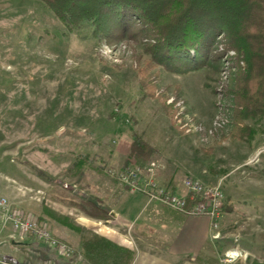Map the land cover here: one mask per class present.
<instances>
[{"label":"rangeland","instance_id":"obj_1","mask_svg":"<svg viewBox=\"0 0 264 264\" xmlns=\"http://www.w3.org/2000/svg\"><path fill=\"white\" fill-rule=\"evenodd\" d=\"M93 30L88 22L66 29L41 0H0V190L9 191L2 198L74 249L104 231L103 215H95L97 197H104L99 188L120 184L117 175L126 168L155 163L157 178L169 185L221 179L225 192L223 177L264 147L257 138L264 119L245 122L256 133L251 141L228 139L229 91L243 61L223 34L209 68L173 74L153 62L144 35L108 42ZM105 46L112 55L102 53ZM178 103L206 126L221 108L230 124L200 145L178 125ZM135 138L153 150L148 160L129 159ZM256 167L245 178L264 182V157L244 168ZM70 204L75 215H61L72 211ZM58 221L70 230L65 239L53 234ZM117 228L130 238L131 231ZM219 232L216 264L229 251L239 255L231 264L264 263V215H223Z\"/></svg>","mask_w":264,"mask_h":264},{"label":"trees","instance_id":"obj_2","mask_svg":"<svg viewBox=\"0 0 264 264\" xmlns=\"http://www.w3.org/2000/svg\"><path fill=\"white\" fill-rule=\"evenodd\" d=\"M41 1L68 30L88 22L93 34L108 42L144 35L152 42L153 62L173 74L209 68L216 58V38L223 34L227 47L243 61L229 91L233 113L228 139H253V129L245 122L264 119V0ZM152 151L135 138L128 157L140 163ZM95 215H103L105 221L111 218L101 208ZM79 248L88 264H131L133 260V252L96 235L80 240Z\"/></svg>","mask_w":264,"mask_h":264},{"label":"crops","instance_id":"obj_3","mask_svg":"<svg viewBox=\"0 0 264 264\" xmlns=\"http://www.w3.org/2000/svg\"><path fill=\"white\" fill-rule=\"evenodd\" d=\"M257 138L261 142L264 141V130L258 131ZM246 163L235 165L223 177L228 178L225 184L226 206L223 215H264V199H261L264 197V182L261 176L245 178L248 174L259 172L261 169L256 167L254 168L256 171H251L244 168L247 166ZM160 183L176 194L185 192L181 181L177 185ZM99 191L104 196L103 199L96 196L99 206L108 212L111 218L109 221H103L107 224L104 231L94 235L133 252L131 264H216L213 261L216 257L214 252L216 241L210 238L209 221L206 218L187 217L160 204L149 202L141 194L129 193L120 184L104 185L99 188ZM39 192L42 193L41 190ZM8 195L7 189L0 190V198L8 197ZM258 195L260 200L256 197ZM10 204L12 205L11 202ZM71 207L72 211L67 210L61 215H75V210L72 205ZM118 226L131 231L130 238L126 236L128 234H121ZM56 227L58 228L53 227L52 231L58 238L65 239L69 235L70 230L59 221ZM129 239L135 244V249L131 248ZM34 241L37 240L31 237H19L10 224L3 222L0 212V258L3 262L8 264L69 263L59 258L46 244L41 242L42 246H38ZM75 249L76 255L73 262L88 264L82 256L79 244Z\"/></svg>","mask_w":264,"mask_h":264},{"label":"built area","instance_id":"obj_4","mask_svg":"<svg viewBox=\"0 0 264 264\" xmlns=\"http://www.w3.org/2000/svg\"><path fill=\"white\" fill-rule=\"evenodd\" d=\"M113 52L110 47L102 48V53L106 56L112 55ZM177 106H179L178 125L184 134L194 137L200 145H207L216 132L224 130L230 124L229 118L221 108L206 126L185 115L181 103ZM262 157H264V147L258 148L246 164H257ZM117 177L120 185L129 193L141 194L149 202L160 204L187 217L206 218L209 221L211 240L220 239L219 224L226 206V196L220 183L208 185L196 178H185L181 181L184 194H176L158 181L155 163L128 167ZM0 212L3 222L10 224L19 237H31L40 241L52 248L59 258L68 261V264H75L73 262L75 249L56 239L45 225L32 219L31 215L24 216L12 209V205L4 198L0 199ZM237 256L238 254H233L231 251L226 252L224 260L220 262L231 264L232 257ZM0 264L8 263L0 258Z\"/></svg>","mask_w":264,"mask_h":264},{"label":"bare ground","instance_id":"obj_5","mask_svg":"<svg viewBox=\"0 0 264 264\" xmlns=\"http://www.w3.org/2000/svg\"><path fill=\"white\" fill-rule=\"evenodd\" d=\"M233 254H238L237 252H232ZM239 258V255L237 257H232V261L231 262H234L236 261L237 259Z\"/></svg>","mask_w":264,"mask_h":264}]
</instances>
